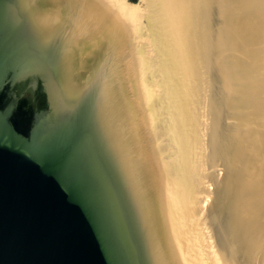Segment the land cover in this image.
I'll list each match as a JSON object with an SVG mask.
<instances>
[{"label": "water", "instance_id": "1", "mask_svg": "<svg viewBox=\"0 0 264 264\" xmlns=\"http://www.w3.org/2000/svg\"><path fill=\"white\" fill-rule=\"evenodd\" d=\"M0 264H185L139 84L77 0H0Z\"/></svg>", "mask_w": 264, "mask_h": 264}, {"label": "bare ground", "instance_id": "2", "mask_svg": "<svg viewBox=\"0 0 264 264\" xmlns=\"http://www.w3.org/2000/svg\"><path fill=\"white\" fill-rule=\"evenodd\" d=\"M122 48L185 264H264V0H77Z\"/></svg>", "mask_w": 264, "mask_h": 264}]
</instances>
